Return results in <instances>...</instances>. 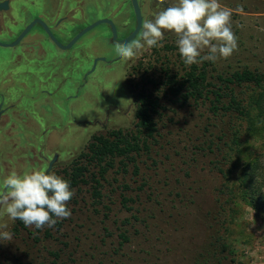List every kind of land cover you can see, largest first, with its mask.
Returning a JSON list of instances; mask_svg holds the SVG:
<instances>
[{
    "label": "rangeland",
    "instance_id": "374dc122",
    "mask_svg": "<svg viewBox=\"0 0 264 264\" xmlns=\"http://www.w3.org/2000/svg\"><path fill=\"white\" fill-rule=\"evenodd\" d=\"M219 2L232 12L231 28L238 48L226 59L205 60L209 62V77L243 68L264 72V0ZM156 3L153 0L150 14ZM165 3L167 7L178 0ZM159 44L144 49L131 61L99 64L80 97L57 102L58 110L50 116L55 119L50 135L59 158L51 172L62 177L63 170L86 151L93 135H106L113 129L134 130L136 96L145 84L144 70L151 66L149 74L157 78L164 63L181 68L182 58L171 33L165 32ZM102 54L109 59L118 55L109 44L93 49L90 55ZM206 54L205 49L201 55ZM158 87L146 86L159 95L163 108L155 116L156 140L150 141L149 152L137 157L138 171L133 163L123 170L117 159L100 179V197L93 195L92 181L72 188L74 196L67 202L71 216L54 227L36 229L19 224L18 219L0 220L7 224L0 231L12 234L10 241L0 239V264H233L228 259L220 262L208 243L215 199L225 181L217 162L225 168L221 151L228 149L225 143L231 141V125L226 116H213L207 105L171 102ZM252 114H260L264 121V101ZM263 121L241 141L242 153L231 173L236 192L231 237L240 264H264V207L256 210L238 187L244 163H253L254 177L264 194ZM238 123L241 120L237 119ZM224 132L227 134L222 138ZM24 133L31 153L18 164L22 165L17 172L46 171V163L40 167L33 162L36 156L31 140L35 132ZM7 148L18 151L12 144ZM6 177L0 173V188ZM121 233L127 240L119 236Z\"/></svg>",
    "mask_w": 264,
    "mask_h": 264
},
{
    "label": "flooded vegetation",
    "instance_id": "af4514ba",
    "mask_svg": "<svg viewBox=\"0 0 264 264\" xmlns=\"http://www.w3.org/2000/svg\"><path fill=\"white\" fill-rule=\"evenodd\" d=\"M137 2L144 22L153 0ZM100 20L105 21L86 31ZM137 22L133 0H0V132H35L33 162L40 167L46 163V172H51L59 154L54 149L49 156L43 153L42 133L54 129L50 116L58 110L57 102L80 97L99 64L120 60L118 55L109 59L90 54L102 44L116 51ZM11 160L12 166L2 168L7 176L22 165L15 156Z\"/></svg>",
    "mask_w": 264,
    "mask_h": 264
},
{
    "label": "trees",
    "instance_id": "16d2710c",
    "mask_svg": "<svg viewBox=\"0 0 264 264\" xmlns=\"http://www.w3.org/2000/svg\"><path fill=\"white\" fill-rule=\"evenodd\" d=\"M167 48L172 49L171 46ZM208 65L209 62L203 60L201 63L186 66L182 60L181 68L175 69L171 64L164 63L160 66L161 74L157 78L149 74L151 66L145 69V84L138 90L136 96L137 121L134 130L113 129L106 135H93L86 151L81 152L77 159L63 170L62 178L69 182L71 189L92 181L93 195L100 197L101 192L98 189L101 186L100 179L114 167L117 159L123 170L129 163H133L135 172L138 171L137 157L142 152H149L150 141L156 140L158 127L155 116L159 115L160 108H163L159 95L146 86L151 85L155 88L160 86L164 96L180 106L192 102L196 105H207L213 116H226L228 124L231 125V141L229 144L225 143L228 149L223 148L221 151L225 168L221 161L217 162L218 171L225 181L224 188L220 189L215 199L216 207L209 225L208 243L213 255H217L220 262L228 259L230 263L240 264L231 237L236 197L234 183L231 184V173L242 153L241 141H246L248 133L254 131L253 129L263 121L259 118L260 114L254 117L252 110L264 101V72L243 68L229 75L218 73L216 77H209ZM256 88L261 91L256 92ZM237 119L241 120V123L236 124ZM226 134L224 132L222 138ZM246 164L250 163H244L245 168L243 167L239 173L238 187L244 197L249 198L251 205L260 210L264 207V194L258 179L254 177L253 163L248 166ZM94 168L98 169L97 172L93 170ZM126 201V198L123 199V202ZM18 222L22 224V221ZM119 236L127 240L124 233Z\"/></svg>",
    "mask_w": 264,
    "mask_h": 264
},
{
    "label": "clouds",
    "instance_id": "9594fccd",
    "mask_svg": "<svg viewBox=\"0 0 264 264\" xmlns=\"http://www.w3.org/2000/svg\"><path fill=\"white\" fill-rule=\"evenodd\" d=\"M157 0L151 18L141 25L139 38L116 46L121 60L128 62L142 54L146 48L160 46L165 32L175 38L178 52L186 66L203 60L228 58L238 48L237 37L231 28L232 12L219 0H178L167 5ZM206 55H201L204 50ZM0 191V220L9 217L36 229L54 227L58 221L70 218L67 207L74 196L67 180L54 172L33 169L23 173L12 172ZM7 224L0 223V229ZM0 239L10 241L12 234L0 231Z\"/></svg>",
    "mask_w": 264,
    "mask_h": 264
},
{
    "label": "crops",
    "instance_id": "0c3cea01",
    "mask_svg": "<svg viewBox=\"0 0 264 264\" xmlns=\"http://www.w3.org/2000/svg\"><path fill=\"white\" fill-rule=\"evenodd\" d=\"M25 131H15V132H0V166L2 165V167H4L7 169L6 166L11 165V163H13L14 161H12L11 159L15 156L16 157V163L17 162H24L21 160H25L28 158V153L30 154L31 152L28 151V144H27V134L24 133ZM54 132L53 130H49V131H44V133H42V139H43V143H42V148H43V153L46 155L48 154L50 151L53 150V141L51 140V135ZM35 135L33 136V139L35 138ZM6 143V144H5ZM15 145V148L18 149L17 152H13L11 150H9L7 148L8 145ZM52 144V148L50 149ZM32 147L35 148V142L32 144ZM37 151V150H36ZM9 161H11V163L9 164ZM15 163V162H14ZM4 172L3 169H0V173Z\"/></svg>",
    "mask_w": 264,
    "mask_h": 264
},
{
    "label": "water",
    "instance_id": "95a60500",
    "mask_svg": "<svg viewBox=\"0 0 264 264\" xmlns=\"http://www.w3.org/2000/svg\"><path fill=\"white\" fill-rule=\"evenodd\" d=\"M133 4H134V8H135V11H136V14H137V20H138L137 27H136L135 31L129 37L125 38L122 41H119L118 43H120V44H124V43L129 42L141 30V25L143 23V17H142V14H141V10L139 8L137 0H133ZM104 21L105 20H100V21H97V22L93 23L92 25H90L86 29V31L94 28L97 25L102 24ZM82 34H84V32H82L80 35H78L75 40H77ZM114 41H116L115 31H114ZM102 59L105 60L104 58H102ZM98 60H100V59H96L95 60V64L97 63ZM57 158H58V155H55L54 159L50 162L49 165L51 166L57 160Z\"/></svg>",
    "mask_w": 264,
    "mask_h": 264
}]
</instances>
